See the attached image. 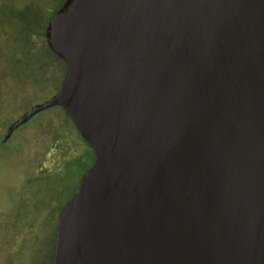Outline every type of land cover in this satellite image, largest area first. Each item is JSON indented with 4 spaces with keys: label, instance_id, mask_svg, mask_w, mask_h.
I'll return each instance as SVG.
<instances>
[{
    "label": "water",
    "instance_id": "water-1",
    "mask_svg": "<svg viewBox=\"0 0 264 264\" xmlns=\"http://www.w3.org/2000/svg\"><path fill=\"white\" fill-rule=\"evenodd\" d=\"M94 153L53 264H264V0H64L45 29Z\"/></svg>",
    "mask_w": 264,
    "mask_h": 264
},
{
    "label": "rangeland",
    "instance_id": "rangeland-1",
    "mask_svg": "<svg viewBox=\"0 0 264 264\" xmlns=\"http://www.w3.org/2000/svg\"><path fill=\"white\" fill-rule=\"evenodd\" d=\"M63 2L0 0V264H51L58 216L91 166L90 148L78 147L61 107L39 114L3 142L12 122L56 94L65 72L61 61L38 66L41 80L33 83L37 77L30 65L48 60L46 26L32 37L28 57L15 40L18 15L47 25Z\"/></svg>",
    "mask_w": 264,
    "mask_h": 264
},
{
    "label": "trees",
    "instance_id": "trees-1",
    "mask_svg": "<svg viewBox=\"0 0 264 264\" xmlns=\"http://www.w3.org/2000/svg\"><path fill=\"white\" fill-rule=\"evenodd\" d=\"M19 16V20H20V25L17 27L18 28V32H17V34L15 35V40H17V43H19L18 44V50H19V52L21 53V49H22V46L25 48V52H26V55L29 57V54H30V52H31V40H32V37L35 35V34H37V33H40V32H43L44 31V28H45V24H41L40 22V27H38L37 26V24H30V21H28V15H26V14H24L23 12H21V14H19L18 15ZM36 22H38V21H36ZM38 28H40V31H37L36 29H38ZM16 37H17V39H16ZM22 54V53H21ZM23 56V55H22ZM27 57V58H28ZM23 58L25 59V56H23ZM26 58V59H27ZM46 58L48 59L47 61H45L44 59H42V60H40V61H38L37 62V64H35V65H30V66H34L35 67V71H36V77H37V79L35 78V81H34V79H33V83H37V82H40V80H41V77H40V70H39V67H42V68H44V67H46V65H49V63H51V62H53V61H61L64 65H65V63H64V61L63 60H61V59H59V58H57L51 51H50V49L47 47V49H46ZM39 66V67H38ZM66 114V113H65ZM66 117H67V120H68V122L71 124V126H72V130L73 131H71V133H73L76 137H77V140L79 141V144H77L78 145V147L79 146H81L82 145V147L84 146V144L86 145V146H88L89 147V145L82 139V137H81V135L78 133V131L76 130V128H75V126L73 125V123H72V121H71V119L67 116V114H66ZM83 141H84V143H83ZM90 148V147H89ZM65 151V150H64ZM90 152H91V166H92V164H93V159H94V153H93V151L91 150V148H90ZM64 155H66V151H65V154ZM76 155L77 154H75V155H72V159L74 158V157H76ZM90 166V167H91ZM89 167V168H90ZM88 170V169H87ZM87 170L79 177V179H78V181H77V183L74 185L75 186V189H74V191H73V193H72V197L76 194V192H77V186H78V183H79V181H80V179L82 178V176L87 172ZM72 197L70 198V199H72ZM66 205V204H65ZM64 205V206H65ZM63 209V208H62ZM55 241H56V238H55ZM53 259H54V256H53V258H52V260H51V264H53Z\"/></svg>",
    "mask_w": 264,
    "mask_h": 264
},
{
    "label": "flooded vegetation",
    "instance_id": "flooded-vegetation-1",
    "mask_svg": "<svg viewBox=\"0 0 264 264\" xmlns=\"http://www.w3.org/2000/svg\"><path fill=\"white\" fill-rule=\"evenodd\" d=\"M19 130H20V129H19ZM14 134H15V133H14ZM14 134H13V135H14ZM8 141H9V140H8Z\"/></svg>",
    "mask_w": 264,
    "mask_h": 264
}]
</instances>
